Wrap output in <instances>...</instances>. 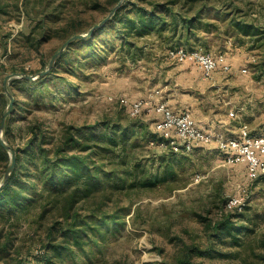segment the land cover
Here are the masks:
<instances>
[{"label": "rangeland", "instance_id": "374dc122", "mask_svg": "<svg viewBox=\"0 0 264 264\" xmlns=\"http://www.w3.org/2000/svg\"><path fill=\"white\" fill-rule=\"evenodd\" d=\"M118 1L0 0V111L8 103L6 75L45 70L67 39L101 22ZM205 1L224 14H205L208 31L200 24L190 40L166 41L168 29L137 28L128 5L90 38L70 44L47 75L9 80L15 101L5 139L20 153L13 189L24 187L15 211L0 204V223L14 236L11 257L43 264L52 243L47 229L73 196L70 223L98 212L120 222H87L95 239L84 234L77 254L63 253L55 264H264V175L248 179L214 143L175 151L155 130L151 109L131 117L120 104L165 101L205 129L235 136L247 125L264 134V49L259 34L236 24L244 19L264 29V0ZM180 46L223 53L231 71L205 78L195 63L168 57ZM30 128L39 134L35 150ZM69 128L76 142L57 157ZM73 154L82 162L77 172L62 166ZM7 166L0 161V180ZM236 198L242 207L230 209ZM224 218L232 230L217 236Z\"/></svg>", "mask_w": 264, "mask_h": 264}, {"label": "trees", "instance_id": "16d2710c", "mask_svg": "<svg viewBox=\"0 0 264 264\" xmlns=\"http://www.w3.org/2000/svg\"><path fill=\"white\" fill-rule=\"evenodd\" d=\"M140 2H144V5L140 3H136L133 0L123 1L121 6L117 9L115 14L111 19L115 20L118 18L119 13H121L128 5L134 7V12L137 14L138 18L134 22L137 24V28L143 30L152 29L153 32L160 33L162 29H168L169 34L165 36L166 41L175 39V40H190L191 37L196 35L194 30L200 24L202 25V29H206L208 31L209 23H202V19L205 14H209L210 12H214L218 15H222L224 13L219 12V9L216 8V5H209L205 0H137ZM119 2V1H118ZM230 20H232L230 18ZM235 22V20H234ZM237 27L241 30H251L253 34H259L261 45L264 49V29L257 30V27H254L252 23H249L248 20L236 21ZM260 29V28H259ZM78 41V40H77ZM75 42V41H74ZM73 43V42H72ZM71 43V44H72ZM67 49V48H66ZM65 49V50H66ZM64 50V51H65ZM264 52V50H263ZM62 54V53H61ZM60 54V55H61ZM54 66V65H53ZM53 68V67H52ZM51 71V70H50ZM49 71V72H50ZM43 77V76H42ZM7 104L4 105V108L0 111V123L3 117V113L7 107ZM12 122V116L10 115L6 120V136L10 133ZM118 129V128H114ZM31 133V137L29 140V145L32 150L38 148V144H35V141L39 138L38 131L35 129H28ZM5 136V138H6ZM6 140V139H5ZM7 142V141H6ZM75 140V132L72 128L68 129L67 135L62 139V142L55 148V155L58 157L59 154L65 151V147H70L74 145ZM8 143V142H7ZM9 144V143H8ZM10 145V144H9ZM16 155V163L13 172L11 173L8 181L0 188V204L8 212L15 211L16 204L19 202V199L22 198L24 193V187L22 184H16V189H13L15 176L19 169L20 162V153L16 148H13ZM27 152H29L27 150ZM10 163L9 153L2 147L0 144V161ZM58 160V159H57ZM65 163L63 162L62 166L71 167L76 172L79 170V167L82 165V162H78V158L75 154L70 157L64 158ZM60 163L59 161H57ZM8 168V166H7ZM6 168V170H7ZM5 170V171H6ZM5 174V172H4ZM263 176V175H262ZM4 177V175H3ZM2 177V179H3ZM261 177V176H260ZM258 177L257 179H259ZM0 180V183L2 181ZM13 190V194L11 195V191ZM76 202L73 196L68 200V209H64V212L57 214L58 219L54 224H52L47 229L48 240L51 241V245L47 244L45 248H47V253L44 257L45 262L47 264H55L56 259L62 258V254H69L70 256H75L77 251L75 250V246H79L81 240V236L84 234L87 235L89 232L90 237L95 239V232L92 230H88L85 228L88 224L87 222H94V224L101 225L108 222H112V224H117L120 220L116 216H112L110 221L106 218V213L98 212L93 216L90 215L88 220L83 221H75L73 220L70 223L71 213L70 210L73 204ZM61 219L62 222L57 223V221ZM83 226L81 230H79L78 225ZM85 226V227H84ZM5 223H0V260L3 261V264H23V260L18 257L13 256V241L14 236L11 231H7ZM94 228V227H93ZM94 230V229H93ZM217 236H222L227 232L232 230V225L228 218H224L223 221L218 223L217 225ZM59 235V239L57 236L54 238V235ZM70 240L73 244H70ZM264 245V243H263ZM264 262V255L262 256ZM14 261V262H12ZM43 263V264H44Z\"/></svg>", "mask_w": 264, "mask_h": 264}, {"label": "built area", "instance_id": "2783aa9c", "mask_svg": "<svg viewBox=\"0 0 264 264\" xmlns=\"http://www.w3.org/2000/svg\"><path fill=\"white\" fill-rule=\"evenodd\" d=\"M167 55L180 63H195L205 78H212L217 70L226 73L231 71V65L223 53L212 54L180 46L168 50ZM120 104L128 109L131 117L139 116L145 108L151 109L158 117L155 130L175 151L188 153L197 146L214 143L224 153L227 164L244 166L248 179L256 180L264 175V134L252 133L247 125L240 126L237 135L227 136L199 126L188 111L175 112L163 101L153 104L151 100L129 101L121 98ZM242 205L243 199L236 198L231 199L227 206L234 209L241 208Z\"/></svg>", "mask_w": 264, "mask_h": 264}, {"label": "water", "instance_id": "95a60500", "mask_svg": "<svg viewBox=\"0 0 264 264\" xmlns=\"http://www.w3.org/2000/svg\"><path fill=\"white\" fill-rule=\"evenodd\" d=\"M123 0H119V2L117 3V5L110 11V13L107 15L106 18H104L101 22H99L98 24L94 25L92 28H90L86 33L84 34H76L72 37H70L69 39L66 40V42L60 47V49L54 54V56L52 57V59L49 61L47 68L43 71H39L38 73H36L35 75H31V74H27L24 72H13L11 74L6 75L4 82H3V88H4V92L6 94V97L8 99V104L7 107L5 109V112L3 113V117L0 123V144L2 145V147L9 153L10 156V163L8 165L7 170L5 171L4 177L0 183V188L8 181L11 173L14 170L15 167V163H16V155H15V151L13 149V147L11 145H9L6 140H5V136H6V120L7 118L11 115L13 108H14V95L11 93V91L9 90L8 87V83L9 80L11 78H23L29 81H34L42 76H45L49 73V71L52 69L55 59L64 52V50L74 41L77 40H82V39H86V38H90L97 30L101 29L102 27H104L113 17V15L115 14V12L117 11V9L121 6Z\"/></svg>", "mask_w": 264, "mask_h": 264}, {"label": "crops", "instance_id": "0c3cea01", "mask_svg": "<svg viewBox=\"0 0 264 264\" xmlns=\"http://www.w3.org/2000/svg\"><path fill=\"white\" fill-rule=\"evenodd\" d=\"M212 79V78H211ZM163 102H165V101H163ZM167 103V102H166ZM168 104V103H167ZM169 106V105H168ZM170 107V106H169ZM171 108V107H170Z\"/></svg>", "mask_w": 264, "mask_h": 264}]
</instances>
